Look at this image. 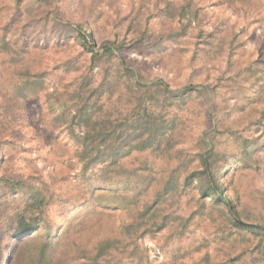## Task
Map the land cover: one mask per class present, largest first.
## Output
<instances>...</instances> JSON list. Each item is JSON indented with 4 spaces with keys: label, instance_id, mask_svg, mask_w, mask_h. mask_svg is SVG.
I'll list each match as a JSON object with an SVG mask.
<instances>
[{
    "label": "rangeland",
    "instance_id": "374dc122",
    "mask_svg": "<svg viewBox=\"0 0 264 264\" xmlns=\"http://www.w3.org/2000/svg\"><path fill=\"white\" fill-rule=\"evenodd\" d=\"M60 24L91 28L95 42L90 46L96 52L108 41H123L114 55L141 74L144 84L158 81L174 90L204 89L214 96L210 127L205 104L195 100L186 107L194 119L188 141L200 131L215 132L216 149L226 162L221 180L242 216L264 225V0H0V32L8 26L11 39H24L26 45L19 53L8 47L0 52V112L5 118L7 109L12 114L6 124L0 116V177L27 178L43 187L50 197V216L57 224L66 220L70 236L63 243L69 245L60 250L57 264H88L91 260L76 248L78 236L91 246L97 235L110 236L122 219L114 212L83 220L85 210L72 203L79 189L77 166L58 148V91L87 67L90 55L80 57L75 34L68 35L71 30ZM46 67L37 94L17 91L26 76ZM100 71L96 67L95 75L101 77ZM125 87L121 82L115 88L108 105L131 106ZM254 137L256 154L244 159V141ZM207 141L211 143L209 137ZM124 164L142 174V169L158 171L166 162L134 151ZM11 197L9 193L6 199ZM60 197L66 203L60 204ZM226 218L208 203L202 216L142 236L137 230L134 244L116 250L109 264H264V239L232 227ZM15 243L1 240L0 264H8L11 253L16 264H31L35 246L20 253Z\"/></svg>",
    "mask_w": 264,
    "mask_h": 264
},
{
    "label": "trees",
    "instance_id": "16d2710c",
    "mask_svg": "<svg viewBox=\"0 0 264 264\" xmlns=\"http://www.w3.org/2000/svg\"><path fill=\"white\" fill-rule=\"evenodd\" d=\"M60 26L71 30L68 35L75 34L81 47L80 57L85 53L90 55L86 56L87 67L80 73L77 71L70 85L58 91V103L62 105L55 119L58 148L61 155L74 159L77 166L79 189L72 195V203H79L85 210L80 217L83 220L114 212L122 217L110 236L97 235L91 246L78 236L76 248L92 261L88 264H109L116 257V250H128L134 244L137 230L143 232L142 236L180 224L185 217L202 216L208 203L219 207L232 227L263 240L264 225L242 216L235 197L221 180L226 162L216 149L215 132L203 135L200 131L188 141V127H192L194 119L186 107L195 100H199L198 105L205 104L210 127L213 116L210 102L214 96L204 89L174 90L158 81L144 84L141 74L114 55L115 50L123 48V41H108L101 52H96L90 46L95 42L91 28L81 24L77 28ZM9 30L6 26L0 32V52L8 47L11 53H19L26 48L24 39L12 40ZM96 67L101 69V77L95 75ZM47 73L46 67L40 73L26 76L17 85V91L37 94ZM121 82L133 98L127 108L108 105L112 92ZM47 98L50 101L51 95ZM165 110L168 114L162 115ZM5 113L6 118L12 115L8 109ZM0 116L5 124L9 122L3 111ZM257 140L258 137L245 139L244 159L254 158L259 146ZM134 151H147L166 165L158 171L142 169L140 174L124 164ZM10 180L0 177V242L11 238L20 253L33 244L31 264H57L60 250L69 245L63 242L70 236L67 231L70 227H65V219L57 224L50 216V197L45 195L43 187L14 175ZM9 193L12 197L6 199ZM186 197L194 202L191 205L190 200L184 202ZM59 200L60 204L66 203L62 197ZM137 250L135 246L132 252ZM8 257L11 258L8 264H16L14 253Z\"/></svg>",
    "mask_w": 264,
    "mask_h": 264
}]
</instances>
